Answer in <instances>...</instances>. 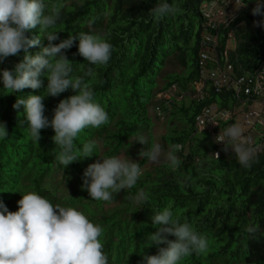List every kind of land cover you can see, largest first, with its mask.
Here are the masks:
<instances>
[{
  "label": "trees",
  "instance_id": "16d2710c",
  "mask_svg": "<svg viewBox=\"0 0 264 264\" xmlns=\"http://www.w3.org/2000/svg\"><path fill=\"white\" fill-rule=\"evenodd\" d=\"M203 0H45L47 5L63 4L60 19L54 30L59 31V43L70 34L86 32L105 36L112 45L110 60L105 65H92L78 53V40L65 55L72 61L73 76H83L91 68L94 75L85 77L90 83L94 100L109 115V122L100 128H86L76 140L78 150L89 140L95 141L94 154L78 159L66 168L52 154L55 147L51 127L41 130L40 141L31 138L23 106L13 108L17 96L46 95L45 116L51 120L53 110L61 99L72 94L71 89L53 97L47 95L46 76L41 79L44 87L38 90L25 88L22 93L7 94L0 78V123L8 132L0 137V200L9 211L18 210L21 194L34 191L53 205L80 206L79 211L102 227L101 242L109 264H141L143 253L154 255L157 247H145L146 234L154 232L152 216L164 208H170L181 222H188L208 240L205 254H193L181 264H264V145L254 154L250 168H245L233 158V152H225L223 145L216 147L203 131L193 136V116L197 105L179 104L185 128L170 131L163 141L170 145L180 143L185 152L178 151L181 163L173 169L162 163L149 172L142 173L132 189L121 190L120 202L110 211L95 216L89 208L93 200L82 188L84 170L103 146V157L114 156L119 150L139 156L153 145L151 121L147 115L155 78L163 62L175 53L184 66L182 75H167L161 88L176 83L180 88L196 78V51L200 36L198 7ZM160 3L178 8L159 20L153 18L150 9ZM255 6L247 7L235 19L245 26L264 16L253 15ZM223 33L219 32L218 50L223 47ZM29 38L40 36V44L29 48L35 55L48 41L39 27L26 33ZM236 44L229 53V60L241 69H250L264 58V26L236 31ZM10 56L0 63V70L13 69L23 59ZM228 93H225V95ZM215 101L223 106L226 96L212 95L205 103ZM172 114V113H171ZM174 115V114H172ZM137 134H143L148 143L135 142ZM219 149V158L212 152ZM147 158H139L141 165ZM195 159V160H194ZM160 167L162 169H160ZM71 184L69 192L60 193L59 184ZM147 201L129 199L140 191ZM249 225H259V230L249 234ZM174 239V237H169ZM163 246V245H161Z\"/></svg>",
  "mask_w": 264,
  "mask_h": 264
},
{
  "label": "clouds",
  "instance_id": "9594fccd",
  "mask_svg": "<svg viewBox=\"0 0 264 264\" xmlns=\"http://www.w3.org/2000/svg\"><path fill=\"white\" fill-rule=\"evenodd\" d=\"M243 5L244 3L240 6ZM63 7L60 3L49 6L45 0H0V63L10 56H19L21 51L24 53L23 59L16 63L13 69L0 70V78L7 94L22 93L25 88L41 89L44 87L42 76L47 78V85L44 88L47 95L56 97L69 89L73 91L74 94L59 101L53 110L51 120L44 114L43 100L46 95L17 96L13 104L16 110L23 106V114L26 116L29 134L33 140L40 141L42 129L48 127L53 129L52 141L55 147L52 154L66 168L70 163L94 154L95 141L89 140L84 143L81 150L77 149L75 142L86 128H100L106 125L109 122V115L104 107L95 102L93 89L85 79L94 75L93 70L89 68L83 76H73L72 61L65 55L64 50L70 49L78 40L80 56L92 65H105L110 60L112 45L105 36L86 32L69 33L66 39L53 43L59 39V31H55L54 28ZM177 11L178 8L168 3H160L150 9V14L159 20ZM252 13L264 16V0H256ZM255 23L264 26V21ZM37 27L48 43L41 47L38 53L32 55L28 50L40 44V36L29 38L26 33ZM235 44L227 48V60L240 68L238 64L234 65L229 60V53L235 48ZM195 66L196 78L189 81L185 88L171 83L152 94V98L154 95L155 98L158 97L157 103L152 106L156 117L161 119L164 117L165 111L161 105L175 102L176 96L179 99L177 102L180 103L187 97L188 104L197 105V112L200 106L205 104V100L196 103L189 98L193 83L198 79L196 59ZM171 86L174 90L172 94H168ZM228 92L229 90L218 94L210 93L208 98L222 94L227 97L229 104L233 98L230 94L225 95ZM165 93L168 94L167 98L163 97ZM155 106L159 107V115L156 114ZM194 116V131L200 132L201 130L194 126ZM261 129L264 132V126ZM7 136L5 125L0 123V137ZM257 138L256 142L260 143L262 151L264 135ZM215 139L221 142L216 144L211 139L216 147L223 145L225 152L232 151L233 158L245 168H250L254 154L261 152L254 153L253 149L248 147L249 142L242 139V130L236 124L227 127ZM137 141L142 145L148 143L143 134L136 135L135 142ZM185 145L182 146L180 143L170 145L166 160L173 169L178 168L181 163L174 153L184 151ZM214 151L216 156L213 155ZM214 151L212 157L218 159L220 151L217 148ZM161 153V145L154 143L150 149L140 151L139 156L157 162ZM99 157L100 159L89 164L84 170L82 184V188L88 191L90 197L99 201V204L94 202L89 204L95 216L110 211L109 208L103 207L104 202L113 200L114 194L121 192L122 189H132L142 175L139 163L132 159H124L117 155ZM70 187L71 184L67 183L58 185L60 189H68L66 194ZM128 198L134 202L147 201V196L142 190ZM17 203L18 210L9 211L0 200V264H109L100 240L102 227L79 211L80 206L53 205L34 191L21 194V199ZM152 224L156 230L146 234L144 243L145 247L155 245L157 252L149 255L142 251L141 264H181L185 258L193 254H205L208 250L207 238L188 222H181L180 217L174 215L170 208L166 207L156 212L152 216ZM258 230L259 225H249L246 228L249 234H254ZM170 236L174 239H170Z\"/></svg>",
  "mask_w": 264,
  "mask_h": 264
},
{
  "label": "built area",
  "instance_id": "2783aa9c",
  "mask_svg": "<svg viewBox=\"0 0 264 264\" xmlns=\"http://www.w3.org/2000/svg\"><path fill=\"white\" fill-rule=\"evenodd\" d=\"M240 0H203L198 12L200 16V36L198 39L197 67L198 79L193 83L189 98L201 103L210 93H221L229 90L231 103L219 106L215 102L202 104L194 116V126L203 129L216 144L215 137L227 127L236 124L243 127L242 139L249 142L248 147L254 153L261 151L260 143L253 141L247 131L255 125L264 126V58L256 66L242 70L227 60L229 44L234 46L236 40L235 19L247 7L248 3ZM223 33V48L217 51L219 32ZM219 34V35H218ZM170 93L174 87H170ZM165 93L163 97L167 98ZM257 101L259 108L251 105ZM159 115V107L155 106ZM262 132H257L262 137ZM214 151L213 155L216 156Z\"/></svg>",
  "mask_w": 264,
  "mask_h": 264
},
{
  "label": "rangeland",
  "instance_id": "374dc122",
  "mask_svg": "<svg viewBox=\"0 0 264 264\" xmlns=\"http://www.w3.org/2000/svg\"><path fill=\"white\" fill-rule=\"evenodd\" d=\"M243 3H251L252 5L256 6V0H240ZM258 20L253 21L252 23H250L249 25L245 26L242 22L237 23L236 26V31L239 29H244V30H252L255 29L256 26L258 25L257 22ZM228 47H231L232 45L229 44L227 45ZM184 71V66L177 60L175 53L173 55H171L170 57H168L162 64V67L158 73V75L155 78V86L154 89L152 91V93H156L157 91L160 90V88L162 87L163 83L166 81V76L167 75H182ZM178 86V84H177ZM158 98V97H157ZM157 98H155V95L153 96V98L151 99L150 105L147 108V115L151 121V130H150V135H151V139L153 144L154 143H158L161 145L162 148V153L161 156L159 158V160L157 162H152L148 159H146V161L144 163H142L140 165L141 169H142V173L144 172H149L150 176L153 174L154 172V167H158L160 166L162 163H166L168 165H170V163L166 160V154L169 151V147L165 144V142L163 141V136H165L166 134H168L171 130L173 131H179L183 128H185V124L183 123L182 117L180 116L181 114L175 111V107H177L179 104H183V106H187L189 103V99L187 97H184L180 103L177 102L179 99L178 96H176L175 102L170 103V104H164L161 105V108L165 111L164 117L158 118L154 115L152 106L157 103ZM251 107L254 110H257L259 108V104L257 101L253 102ZM174 115H172V114ZM241 130H243V127H240ZM262 125H255L254 127L250 128L247 131V134L251 137V139L253 141H257V132H262ZM264 133V132H262ZM201 134H203V131H194L193 132V136H200ZM103 146H101V144H98V154L97 156L94 157V159L91 161V163L96 162L98 159H100L99 156L101 155V152L103 151ZM185 152V148L184 151H182V155ZM177 158L180 160L182 159L181 155L178 154V151L176 153H174ZM115 155L120 156L121 158L124 159H132L135 162L138 163V159L140 158V156H132V155H128L126 154V152L124 150H119ZM103 157V156H102ZM90 163V164H91ZM160 169H162L160 167ZM61 192H67L68 189L62 188L60 190ZM119 193L114 194V199L111 201H107L104 202L103 207L106 209H113L116 207V205L120 202V198H119Z\"/></svg>",
  "mask_w": 264,
  "mask_h": 264
}]
</instances>
